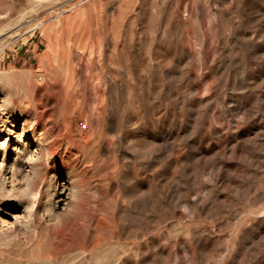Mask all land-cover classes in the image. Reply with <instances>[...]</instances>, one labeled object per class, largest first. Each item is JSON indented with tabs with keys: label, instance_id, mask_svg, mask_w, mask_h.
Listing matches in <instances>:
<instances>
[{
	"label": "rangeland",
	"instance_id": "rangeland-1",
	"mask_svg": "<svg viewBox=\"0 0 264 264\" xmlns=\"http://www.w3.org/2000/svg\"><path fill=\"white\" fill-rule=\"evenodd\" d=\"M42 21L51 43L31 31ZM58 60L75 66L70 88L45 71ZM66 93L96 112L88 194L111 196L108 233L37 259L44 197L31 230L0 231V264H264V201L248 191H264V0H0V100L15 104L0 116L39 136L67 120L82 140L90 127L61 107ZM52 163L45 188L69 174Z\"/></svg>",
	"mask_w": 264,
	"mask_h": 264
},
{
	"label": "bare ground",
	"instance_id": "bare-ground-1",
	"mask_svg": "<svg viewBox=\"0 0 264 264\" xmlns=\"http://www.w3.org/2000/svg\"><path fill=\"white\" fill-rule=\"evenodd\" d=\"M78 16L81 17L80 15ZM44 24V21L39 22L37 26L35 25V27L31 29V31H33L38 26L43 27V31H45L46 34V39L48 40V43H51L54 37L53 31L55 24H49L46 26H44ZM61 29H66V31L69 29L68 18L64 19V24L63 26H61ZM49 55H52L53 57L55 53L50 52ZM45 71L53 74H61L66 72L65 84L68 88L72 86V83L75 78V66H67L65 71L63 62L61 60H58L56 64L49 63L45 67ZM66 94L63 95L61 107L63 109L69 107H77L81 114V118L85 117L86 127H90L89 133L87 135L84 134L85 136L82 140H75V134L72 128L73 125L72 123L68 124L67 120H65L64 122L65 132H63V127H60L58 131H56V133L52 135L50 134V132L45 131L42 136H39L36 133V128L28 127L26 125L27 122L25 123V126L22 125L23 127L21 131H16L19 126L17 122L18 117L13 116L12 114H9V116H0V143H2L5 139L9 141L6 150L0 148V161H6L8 165H11L17 157V153L13 150L14 148H20L21 150H23L24 155H27L32 150L41 147V151L47 150L48 153L53 156V159L51 161L53 162L52 164L61 162L65 166L66 170H68L69 172L66 181L62 184L58 183L57 186H60V189H62L64 186H70L72 182V186L79 189L80 191L81 199L78 204L75 205L71 213L67 211L69 207H72L71 203L69 202L67 205H63L65 197L59 191L57 192V201L53 202V206L59 210L64 207L65 212L63 213V215L66 218L63 220L62 226L58 228H53L50 225L48 226L47 230L41 235V239L39 240L38 244H36V247H38V253L35 255V257L37 259H51L52 256L56 257L62 246H76L84 248L86 247L87 240L89 241L88 237L90 236H92L91 238L93 247H96L101 242L98 232L106 235L110 227L108 216L109 209L107 210V203L110 201L111 196L109 195L108 191L100 192L96 198H93L90 194H88V189L92 190L96 187H94L93 185L95 182L93 176L94 168L92 166L87 165L90 161L86 160V155L92 152L98 153V150L100 149L96 146L97 140L93 134L92 126L90 124V120L95 116L96 112L90 108V105L85 106L83 100L79 99V96H77L76 94ZM38 101L39 100H37V102ZM245 102L247 104H250V100L248 98H245ZM43 105L40 106L42 107V109L44 108ZM46 107L47 106H45V108ZM225 113L226 110H224V114ZM249 115L250 114L248 112L245 113L244 118H248ZM47 120H49V118H47ZM41 124L43 125V123ZM46 125L48 124L46 123ZM21 132H23V142H20L16 139V135L20 134ZM40 132L42 131L40 130ZM4 134H6V137L3 136ZM50 136L54 137V139H52L53 141L49 142L48 140L49 138H51ZM243 141L237 143V149L241 150L244 153L243 157L250 158L249 154L246 153V151L244 150L245 148L243 147V144L247 147H253L251 146L252 144H249L252 139H247V141H250L248 142V144L244 143ZM11 142L13 144L12 146ZM262 149L264 158V144H262ZM12 153L13 155H15V157L11 161L10 157ZM18 166L22 168L29 167L28 165L24 164L23 158L18 161ZM48 174H50V172L45 173V175ZM245 175L246 179L249 180H256V178L258 177V175L256 174V178H254V176L247 171ZM229 184L231 183L229 182ZM248 191L251 193V201L253 203H257V201H264L263 190L254 189V191L252 192L251 187H249ZM43 199L44 197L42 196L40 205ZM58 201H60L61 203H59ZM185 201L189 206L192 204L190 199H186ZM148 203L149 200H144L141 205L147 206ZM26 204L27 202L20 203L15 200H8L4 201L3 203H0V219L12 222L13 215L23 214ZM38 209L39 207L36 209V217ZM262 225L264 227V217L263 219H261L259 224L256 223L254 227L257 231H260L262 229ZM18 226L19 225H12L9 223L8 226L3 228V230H15Z\"/></svg>",
	"mask_w": 264,
	"mask_h": 264
},
{
	"label": "clouds",
	"instance_id": "clouds-1",
	"mask_svg": "<svg viewBox=\"0 0 264 264\" xmlns=\"http://www.w3.org/2000/svg\"><path fill=\"white\" fill-rule=\"evenodd\" d=\"M9 102L5 105L4 101ZM15 104L11 102L9 96L0 100V114H6L10 108H13ZM16 139L23 142V132L16 135ZM9 141L5 139L0 143V148L7 149ZM17 153V157L11 165H8L6 161H0V203L8 200H15L20 203L27 202L23 214L13 215V221L0 219V231L8 226V224L19 225V227L27 230H31L36 220V209L40 205L42 196L46 197L45 204H52L56 200L57 192L59 191L64 195L65 199L63 205H67L69 202L72 207H69L67 211L71 213L75 205L81 199L79 189L72 186H64L60 189L53 183L44 187L46 181L44 179L45 170L51 167V156L47 150L41 151V147L32 150L27 155H24L23 150L20 148L13 149ZM23 158L24 164L28 165V168H22L18 166V161ZM54 178V177H53ZM47 193V195H45ZM61 203L60 201H58ZM65 208L63 207L59 212L56 211V207H45L44 211L40 213V218L47 217L49 223L53 228L62 226L63 220L66 218L63 213Z\"/></svg>",
	"mask_w": 264,
	"mask_h": 264
}]
</instances>
